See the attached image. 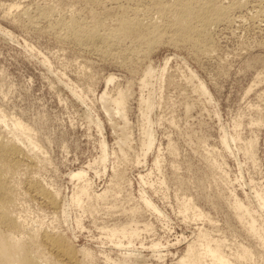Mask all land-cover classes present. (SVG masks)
<instances>
[{"label":"rangeland","instance_id":"1","mask_svg":"<svg viewBox=\"0 0 264 264\" xmlns=\"http://www.w3.org/2000/svg\"><path fill=\"white\" fill-rule=\"evenodd\" d=\"M12 1L0 0V104L32 124L43 140L42 145L51 164L37 174L45 185L48 183L49 188L59 192L61 206L57 209L51 207L43 198L28 190L27 199L21 200L19 207L30 226H40L50 232L61 231L76 250L89 247L100 256L102 250L116 254L121 250L105 237L100 226L105 222L112 224L117 219L123 221L129 218L130 212L127 216L125 213L122 215V210L118 208L128 207L132 203L130 197L141 201L143 191L164 215L148 208L141 209V215L136 214L141 225L146 221L154 224L152 231H143L141 235V240L148 247H141L140 240L136 244L147 257L150 258L153 253L149 247L151 240H160L163 243L161 248L167 254L165 264L175 263L187 242L199 232V227L214 237L226 238L229 244L244 243L260 256V242L236 216L233 201L237 196L245 205L252 207L264 225V209L255 197L256 189L264 194V99L261 96L264 92V0H251L243 10L233 11L234 22L230 25L220 24V28L212 29L217 47L210 55H196L190 43L177 45L164 38L154 44V48L148 51L150 54L147 52V56L138 58L128 52L132 45L125 40L121 45H115L114 48H118L112 51H127L124 63L115 54L106 56L100 50L95 51L72 38L58 36L51 26L58 15L53 17L54 20L50 19L52 23L39 17L38 23L32 25L26 16L18 14L23 7H27L31 14L36 15V8L51 4L58 5L62 9L59 14L69 19L72 13L69 8L75 6V15L92 23V8L101 9L98 1L18 0L19 4H25H20L21 8L14 9L8 18L3 11ZM115 2L111 4L117 5L125 0ZM29 4L34 5L31 7ZM259 6L263 9L260 10L261 16L252 17ZM38 24H42L41 27ZM47 24L51 25L47 27ZM150 63L154 73L149 77V83L142 86L143 71ZM83 65L88 67L92 79L80 75ZM189 68L197 75L193 82L198 79L204 82L208 95L193 90L192 82L184 78ZM112 73L115 79L109 83L108 89L113 90L120 84L128 90L127 115L134 136L133 147L128 154L133 157L135 152L141 151L139 136L144 122L139 105L141 97H149L153 101L149 116L155 134L154 147L142 163L130 161L131 164L127 165L131 186L124 184L115 201L117 208L110 209L111 203L107 201L90 214L84 206L72 204L67 206L64 220L61 212L63 203L70 201V195L79 182L71 179L70 172L84 168L89 173L93 188L101 191L109 182L111 167L117 160L114 154L115 150L119 152L117 135L99 99L107 86L106 79ZM87 85L93 86V90H88ZM115 119H118V124H123L119 115ZM95 120L99 121L102 130ZM103 138L107 140L109 154L106 159L109 170L104 173L103 164L98 162ZM222 138L227 139L229 147L223 145ZM250 139L256 141L255 165L242 148V144ZM170 142L175 145V154L169 150ZM157 155L159 162L155 164ZM139 173L145 175L144 181ZM26 186L25 183V189ZM183 197L191 199L204 215L184 211L181 206ZM113 200L110 199L111 202ZM56 210L60 213L59 218L53 213ZM77 256L83 259L81 252ZM261 256L264 259V254Z\"/></svg>","mask_w":264,"mask_h":264},{"label":"bare ground","instance_id":"2","mask_svg":"<svg viewBox=\"0 0 264 264\" xmlns=\"http://www.w3.org/2000/svg\"><path fill=\"white\" fill-rule=\"evenodd\" d=\"M17 1L15 2L14 0V2L8 3L9 5L6 3L8 6L6 8L4 7L5 10L3 12L8 18L12 11H15L14 9L19 8L20 4H25L22 2L19 4ZM82 1L86 3H97L98 1L97 5L101 9L97 11V9L94 10L92 8V15L90 16L94 19L92 23H87L79 19L75 15V6L69 8L72 11L69 19L64 17V15H60L62 9L58 5L51 4L36 8L38 9L37 14L39 15L36 12V15H33L34 13L31 14L32 12L27 7H23L18 14L26 16L25 18L32 25L37 22L39 17L41 19L43 18L44 21L48 19L50 23V19L58 15L54 18L55 21L53 23L51 22L52 25L49 24L59 34L58 36L72 38L82 45L94 48V50H100L105 55L111 54L112 56V54H115L116 58L118 60L121 59L122 63H124L123 61L127 58V51L121 52L120 50L118 53H112V51L116 48H114L115 45H121L125 40H129L131 43L129 45H132L129 49L126 48L129 50L128 52L138 58L147 56V52L154 48V44L156 45L158 42H162L164 38L169 40V43L172 42L177 45L190 43L194 47L196 55H199V53L202 55L205 54L204 56L210 55L214 53L217 47L213 39L212 29L217 26L219 27L220 24L230 25L234 22V16H232L233 11L243 10L251 3V0H231L229 3H224L223 0H125V2H118L117 5H112L111 2L114 1L115 4L117 2L111 0L110 4H108L104 0ZM258 1L263 2V0ZM101 4L102 6H100ZM260 4L262 5V3ZM1 8L3 10L2 6ZM261 8L259 6L258 10L255 9L257 12L252 17L257 18L258 16L259 18L261 11H263ZM262 14L264 15V13ZM249 16L251 15L249 14ZM238 17H243V15H238ZM23 19L20 20L23 21ZM41 25L38 24L40 27ZM167 61L168 59L166 63ZM146 67L141 80L142 86H146L149 83V77H152L154 73L152 64ZM80 68L79 73H82L80 74L81 76L84 75L83 78L87 77L89 80L92 79L93 75L88 71L87 66L83 65ZM187 71L189 72H186L184 78L192 82L193 90L199 92L201 95H208L209 92L204 82L199 79L198 81L196 80L197 82H193L197 76L194 70L189 68ZM257 78L260 79L259 74ZM114 79L115 75L113 73L108 75L106 79L107 86L99 96L108 119L112 124L111 126H113L112 128H114L117 135L116 142L119 150V152L116 150L114 152L117 160H115L111 167L112 174L110 180L105 188L98 191L93 188V182L89 173L84 168L72 170L70 172L71 179H77L79 182L76 184L72 195H70V201L67 203L66 200L63 203L61 212L64 220H66L67 206L72 204L84 206V210L90 214L97 211L101 203L107 201L111 203L109 206L110 209L117 208L118 205L115 201L124 184L131 186V182L127 177V165L129 163L131 164V162L134 164L142 163L146 159L148 152L154 147L155 134L152 119L149 116V111L153 107V101L149 97H141L139 99V105L144 119L141 126V135L139 136L141 151L135 152L133 157H130L128 154L132 150V141L134 140L133 131L129 127L130 122L127 115L129 110L128 90L121 87L120 84L118 87L113 88V90L108 89L109 83ZM172 80L170 77V81ZM87 87L88 90H93V86L87 85ZM261 96L264 99V92ZM4 106L6 105L0 104V264H165L167 254L163 252L161 248L163 247V243L160 240H151L152 242L149 247L153 253L150 258L143 253V250H140L136 246L137 240H140L141 247L145 246L144 240H141L143 231H152L154 229V224L149 221H144V225H141L136 214L142 212L141 209L148 208L153 212H157L159 215H163L151 197L143 191L140 194L141 201L134 200V197H130L129 199L132 200V203L128 207L118 208L122 210V215L125 213L127 216L130 212L131 215L129 214V218H123V221L117 219L118 221H113L112 224L109 222V224H106L105 222L100 226L105 237L111 240L121 250L117 253L115 252L116 254L102 250V256H100V253L89 247H82L76 250L71 244L72 242L70 243L66 235L61 231L56 229V231L50 232V230H42L40 226H30L29 221H26L27 218L23 217L19 207L21 200L27 199V191L34 192L35 196L43 198L48 205L56 209L60 206V196L57 190H53L49 188L50 186H47L48 183L45 185L37 174L51 164L50 157L44 151L42 145L43 140L40 139L32 124L24 121L21 116L19 117L11 113L7 108L6 110ZM116 115L120 116L123 122L122 125L117 123L118 119H115ZM90 117L88 118L90 119ZM95 122L102 130L99 121L95 120ZM222 143L224 146L229 147L226 138H222ZM100 145L102 146V154L98 162L101 165L103 164L102 171L104 173L109 170L106 165V159L109 157L107 140L103 138ZM242 148L255 165L257 163L256 141L254 139L245 141L242 144ZM169 150L173 154L176 153V148L173 143L169 145ZM158 162L159 155L156 156L154 163L158 164ZM139 175L140 179L144 181L145 175L142 173H139ZM25 183L27 185L26 189ZM255 197L258 205L264 209V194L256 189ZM183 198L181 206L184 211H193L197 216L204 215L200 209H197L191 199L187 197ZM110 199H114L113 202ZM84 200H86V203H84ZM233 208L236 216L245 226V229L260 242V256L256 254V250L244 243L234 242L229 244L226 242V238L222 236L214 237L207 233L206 229L199 227V232L196 233L194 239L187 242L186 248L176 258L177 260L173 264H264V261L263 263H259L260 260H264L261 256L264 254V225L260 222L259 215L254 212L252 207L245 205L237 196L234 197ZM53 213L58 216L59 211L56 210ZM55 215L53 216L56 217ZM137 215H141V213ZM60 217L62 219V216ZM55 219L58 220L57 218ZM77 220L80 222V219ZM77 252L82 253L83 259L78 258Z\"/></svg>","mask_w":264,"mask_h":264}]
</instances>
